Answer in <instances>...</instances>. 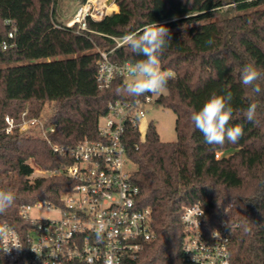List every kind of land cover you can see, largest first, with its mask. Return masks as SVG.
Instances as JSON below:
<instances>
[{
	"label": "trees",
	"instance_id": "obj_1",
	"mask_svg": "<svg viewBox=\"0 0 264 264\" xmlns=\"http://www.w3.org/2000/svg\"><path fill=\"white\" fill-rule=\"evenodd\" d=\"M75 1L81 6L88 2ZM58 3L0 0V190L15 195L0 224L25 227L23 205H59L75 185L63 175L34 177L35 167L54 172L71 160L55 155L32 131L7 133L5 117L17 124L24 111L41 118L50 105L46 124L56 125L49 134L54 144L74 147L98 140L99 121L109 104L137 98L116 92L126 84L122 77L100 89V52L116 65L142 59L118 41L155 22L172 33L160 57L170 78L156 104L176 115L178 139L162 142L152 122L144 142L129 129L132 180L140 190L139 205L152 210L157 238L127 264H188L182 216L194 204L204 209L209 231L223 221L231 227V264H264V76L256 81L260 94L240 79L247 63L264 73V0H114L117 6L108 11H120L98 21L87 17L86 30L58 22ZM209 39L214 42L208 44ZM213 91L233 94L230 126L244 130L235 143L208 145L191 122V113ZM253 101L260 106L256 122H249L243 110Z\"/></svg>",
	"mask_w": 264,
	"mask_h": 264
},
{
	"label": "built area",
	"instance_id": "obj_2",
	"mask_svg": "<svg viewBox=\"0 0 264 264\" xmlns=\"http://www.w3.org/2000/svg\"><path fill=\"white\" fill-rule=\"evenodd\" d=\"M84 5L75 19L67 26L80 25L86 30V18L101 20L88 14ZM13 38V34H9ZM123 41H118V46ZM7 44H4V48ZM97 81L100 89L111 88L117 77L125 79L132 64H113L108 54L100 52ZM106 65H114L115 72H108ZM127 83V82H126ZM161 94V93H160ZM159 95H146L135 100L111 102L107 113L99 121L98 140H85L74 146L54 144L49 134L56 125L48 127L43 117H29L28 111L16 123L5 117L6 132L15 128L22 132L36 131L47 142L52 152L71 163L60 170L48 172L47 176L63 175L75 181L72 189L62 195L60 204L47 201L23 205L20 216L27 225L15 228L4 222L10 235L0 241V264H127L142 252L145 244L156 240L152 226V210L139 205V187L132 180L133 162L128 151V132L134 129L145 141L149 125L144 129L146 106L156 104ZM221 154H217L218 159ZM34 209H48L59 213L60 218L32 219ZM204 215H201V213ZM205 211L199 204L185 209L182 216L184 243L182 251L188 264H231V227L225 221L213 230L204 224ZM103 224L105 235L102 242L95 237V229ZM218 232L214 236L213 232ZM19 243L10 253L2 249ZM33 249L35 251H33Z\"/></svg>",
	"mask_w": 264,
	"mask_h": 264
},
{
	"label": "clouds",
	"instance_id": "obj_3",
	"mask_svg": "<svg viewBox=\"0 0 264 264\" xmlns=\"http://www.w3.org/2000/svg\"><path fill=\"white\" fill-rule=\"evenodd\" d=\"M123 44L142 59L132 63L128 72L133 77L131 82L117 87L118 94L127 95L129 97H141L149 94L159 95L168 84L170 73L161 69V59L166 48L172 42L171 30L163 25L155 22L149 23L136 32L126 33L121 37ZM214 41L209 39L208 44ZM108 72H115L114 65H106ZM264 76L254 63L245 64L240 70V79L245 86H251L256 94L261 93L259 84L256 83ZM233 94L231 91H225L218 94L213 91L208 99L204 102L199 111L191 113L190 119L195 129L199 130L204 137V142L208 145H223L225 141L230 143L237 142L244 134L241 125L230 126L233 118ZM259 103L251 102L248 107L243 110L244 117L249 122H256L257 109ZM15 195L11 190H0V215L14 204ZM201 215H204L202 212ZM95 237L98 242H102L105 235V226L103 224L95 229ZM10 235L8 227L0 226V241H7ZM214 236H218V232H213ZM13 248L21 249L19 243L8 247L5 246L2 251L10 253ZM33 251H35L33 249Z\"/></svg>",
	"mask_w": 264,
	"mask_h": 264
},
{
	"label": "rangeland",
	"instance_id": "obj_4",
	"mask_svg": "<svg viewBox=\"0 0 264 264\" xmlns=\"http://www.w3.org/2000/svg\"><path fill=\"white\" fill-rule=\"evenodd\" d=\"M90 8L88 14L97 16L98 18H103L105 16H109L114 11L110 12L108 11L109 7H112L115 5L114 0H88L87 4ZM83 6L80 5L79 2H76L75 0H59L58 8H57V20L58 22L68 25L75 19L76 14L78 13L79 9H81ZM119 7L118 11L119 12ZM112 13V14H111ZM133 79L132 76H128L126 78V82H131ZM51 106H46L43 109L42 115L43 118L46 119L51 112ZM103 120H100V123H102ZM154 123L157 133L164 143H174L177 141V133H176V115L173 111L169 109H165L157 104L147 105L146 106V117L145 122L143 123L144 129L150 124ZM32 135L35 137H39V134L37 132L32 131ZM40 138V137H39ZM134 168V165L131 166ZM48 172L40 170V168L35 167V173L34 177H40V176H47ZM14 177V176H13ZM30 217L32 219H52L57 220L60 218V215L56 211H51L48 209H34L30 213Z\"/></svg>",
	"mask_w": 264,
	"mask_h": 264
},
{
	"label": "crops",
	"instance_id": "obj_5",
	"mask_svg": "<svg viewBox=\"0 0 264 264\" xmlns=\"http://www.w3.org/2000/svg\"><path fill=\"white\" fill-rule=\"evenodd\" d=\"M116 5V4H115ZM117 6V5H116ZM115 13H117V12H115Z\"/></svg>",
	"mask_w": 264,
	"mask_h": 264
}]
</instances>
